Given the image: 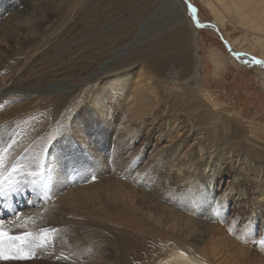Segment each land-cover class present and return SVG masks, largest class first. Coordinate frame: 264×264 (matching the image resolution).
<instances>
[{
    "label": "rangeland",
    "instance_id": "rangeland-1",
    "mask_svg": "<svg viewBox=\"0 0 264 264\" xmlns=\"http://www.w3.org/2000/svg\"><path fill=\"white\" fill-rule=\"evenodd\" d=\"M125 1L70 3L72 18L48 15L61 8L54 4L43 14L0 11V113L17 109L0 117V231L26 241L0 237V252L26 257L0 264H139L132 248L140 241L193 252L198 225L211 235L200 249L213 263L236 264L246 249L247 264H264V65L232 44L258 47L188 0L197 34L184 26L171 52L197 47L200 89L216 108L186 85L171 91L143 62L126 97L109 104L114 62L148 46L158 28L174 31L180 10L179 0ZM126 20L125 39L114 27ZM211 49L220 51L218 69ZM127 101L150 113L131 117L118 109ZM78 191L87 204L66 200Z\"/></svg>",
    "mask_w": 264,
    "mask_h": 264
},
{
    "label": "bare ground",
    "instance_id": "bare-ground-1",
    "mask_svg": "<svg viewBox=\"0 0 264 264\" xmlns=\"http://www.w3.org/2000/svg\"><path fill=\"white\" fill-rule=\"evenodd\" d=\"M79 1L80 0H0V2L3 3L2 5H0V11L24 6L22 11H16L13 15H19L21 13L29 12L31 10H34L35 13L43 14L41 12H48L49 5L54 4L57 8H59L60 6L61 8L48 12V15H53L54 17L58 15L60 17L66 15L72 18L76 14V12L74 13L75 9L71 7V5H74ZM179 1H180L179 4L180 10L176 9L174 11L175 16L171 21L172 25L175 28L174 31L169 32L167 31V28L166 29L158 28L159 30H157L153 34L154 38L151 40L152 42H150L148 46L146 45L138 49L135 53H132L130 55L131 57L124 58L125 56H123L122 60H119L118 62L117 61L114 62L112 67V72L114 74L113 75L111 74L112 78L110 79V82L108 84L109 94H107L106 96V100L108 101L109 104H113L114 102H121V100H123L126 97L127 91L130 92V88H133L131 87L132 74L130 72L134 69V66L136 67V65H139V63L143 62L149 67L150 71H154L155 74L160 76V78L163 80L164 83H167L168 86H170L171 91L174 92L178 90L180 86L186 85L185 87H187L188 89L198 92L200 96L199 98L203 102H205L207 105L210 102V104H212L211 106L216 108V103L213 101L211 97V93L206 90L203 91L200 89V85L202 83H201V78L198 75L200 72L201 64H200V56L196 55L197 47L193 48L194 49L193 53L192 52L187 53L185 51H181L177 49L171 52V48L177 47L183 41L184 26L188 25L190 31L193 32V36L197 34V30L194 29L191 24V20H193V18L188 14V11L190 10V5L188 4V0H179ZM66 2H68L69 5L70 3L72 4L67 9V12H65L62 15L61 10L63 9L64 3ZM125 2L128 1L126 0ZM200 2L209 10L211 16L214 17L217 24L220 23L221 25H225L226 21H229L231 25L235 27H240L241 30L243 29L245 31L246 38L252 41L258 47L257 49H259L260 52L258 54H253L245 50L244 46L242 45L237 47L236 44L238 43L239 40L234 41L232 45L234 46L235 50H237L240 54L248 53V55L251 56L255 62L264 65V0H200ZM173 4H174V0H165L166 6L169 5L170 7ZM100 17L107 18L104 15H101ZM131 24H133V22L129 23V21L126 20L122 24L115 26L114 29L116 31H119L121 34L122 31H125L126 36L124 38L126 39L129 36L128 31L130 30ZM168 25L166 27H168ZM162 27L163 26L161 25V28ZM210 56L216 69H218L220 66L221 67L223 66L220 63L221 62L220 51H218L217 49H211ZM28 57H29V59H27L28 61L32 59V57L30 56ZM53 90L54 87L52 86L45 89L44 92H50ZM60 90L64 91L61 88ZM134 106L136 107L135 103H132L131 101H127L123 103L122 106L118 107V109L126 110L128 113H130V115L132 114L131 117L137 116L138 119L141 121L142 119H144L146 114L150 113L151 106L147 107V105H145L148 108L147 111L139 110L137 112L134 111L133 108ZM7 110L8 109H5L4 111V109H1V111H3V113H0V117L2 118L1 120H3V117L7 119V118H15L17 116V114L13 115L12 113L17 111V109H11L8 113ZM22 112L24 113L23 110ZM130 120L132 122V119ZM32 131L34 132L35 129ZM82 193L83 192L81 191H78L76 193H71L66 196V200L71 203H77L78 202L77 197H80L81 198L80 203L87 204L88 198H85L82 195ZM211 193L212 192H210V189H207L202 193V195L206 196V199L203 202V206L207 208L208 211L206 213L207 216L211 215L210 211L213 209L212 207L214 206V204L210 203L209 201V198L212 195ZM192 230H194V232L192 231L193 239L195 242H198L197 246H194L193 252L190 251L188 252L187 250H184V248L178 246H174L173 250H170L168 248L167 250H164L165 248H163V246L166 247L167 245H166V241L164 242L163 240H159L156 244H152L148 246L147 244L142 243L144 241H140L138 242L139 244H136L132 248L134 252L136 253L138 252V256L134 255V257L137 258L139 264H215L212 262L208 252L205 251L207 250V248L204 247L203 249H200L201 247L200 244H203V242H205L208 239H209L208 241H210L211 235L208 233V231L205 228H203L200 225H198L196 228L194 227V229ZM213 231L214 230H212V233ZM169 245H173V244H169ZM155 249L158 250L156 251ZM245 251L246 249L237 250L238 262L236 264L248 263L247 262L249 259L248 254L250 252L246 255L244 254ZM152 252L155 253L157 257L153 258L152 255L154 254H152Z\"/></svg>",
    "mask_w": 264,
    "mask_h": 264
},
{
    "label": "snow or ice",
    "instance_id": "snow-or-ice-1",
    "mask_svg": "<svg viewBox=\"0 0 264 264\" xmlns=\"http://www.w3.org/2000/svg\"><path fill=\"white\" fill-rule=\"evenodd\" d=\"M3 223H4V221L0 220V228H2ZM26 235H29L30 236L31 234L28 233ZM5 236H7L8 239H10V240H13V241H21L22 243H26V241L24 240V238L21 237V236H10L8 233H5L3 231H0V237H5ZM12 258H21V259H23V258H26V257L22 256L20 254V252L14 253L12 255H7V254H4L3 252H0V259L8 260V259H12Z\"/></svg>",
    "mask_w": 264,
    "mask_h": 264
}]
</instances>
